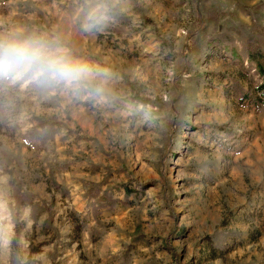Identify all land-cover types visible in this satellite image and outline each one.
Wrapping results in <instances>:
<instances>
[{"label":"rangeland","instance_id":"rangeland-1","mask_svg":"<svg viewBox=\"0 0 264 264\" xmlns=\"http://www.w3.org/2000/svg\"><path fill=\"white\" fill-rule=\"evenodd\" d=\"M84 8L0 0V34L108 78L0 79V264H264V0H116L91 31Z\"/></svg>","mask_w":264,"mask_h":264},{"label":"clouds","instance_id":"clouds-1","mask_svg":"<svg viewBox=\"0 0 264 264\" xmlns=\"http://www.w3.org/2000/svg\"><path fill=\"white\" fill-rule=\"evenodd\" d=\"M116 0H85L82 28L97 29L114 11ZM38 79L65 90L103 97L107 73L73 58L69 49L46 35L0 34V79ZM7 219L6 205L0 200V223Z\"/></svg>","mask_w":264,"mask_h":264},{"label":"trees","instance_id":"trees-1","mask_svg":"<svg viewBox=\"0 0 264 264\" xmlns=\"http://www.w3.org/2000/svg\"><path fill=\"white\" fill-rule=\"evenodd\" d=\"M247 53L249 55V59L254 61L256 63V70L261 78L260 83L255 87L256 95L254 97L255 103H263L264 102V56L259 52L258 48L252 49L251 43L247 45ZM46 126L43 127V129L38 132L39 136L41 138V135L44 137H47L49 133L52 132V123L46 122ZM36 131V130H35Z\"/></svg>","mask_w":264,"mask_h":264}]
</instances>
